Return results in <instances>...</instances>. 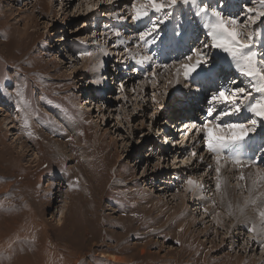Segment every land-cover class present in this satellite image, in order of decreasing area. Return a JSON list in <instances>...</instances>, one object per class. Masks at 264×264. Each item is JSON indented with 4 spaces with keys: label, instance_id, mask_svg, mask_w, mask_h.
<instances>
[{
    "label": "rangeland",
    "instance_id": "obj_1",
    "mask_svg": "<svg viewBox=\"0 0 264 264\" xmlns=\"http://www.w3.org/2000/svg\"><path fill=\"white\" fill-rule=\"evenodd\" d=\"M203 2L245 22L242 9L259 7L248 0ZM141 3L0 0V245L14 238L13 259L30 258L31 264H48V257L51 264H264V237L254 240L247 227L237 225L240 216L235 219L217 205L216 161L203 133L189 130L209 119L211 96L237 86L230 83L235 78L252 92L245 105L261 94L215 49L205 51L217 81L202 74L186 83L178 69L207 39L204 21L198 22L194 7L177 0L148 50L139 34L161 14L150 10L134 21L133 5ZM253 28V47L264 63V22L248 27L245 41ZM173 33L188 36L173 47ZM144 56L151 60L143 62ZM177 100L186 103L177 108ZM3 118L15 125L19 142L3 128ZM179 119L187 124L180 127ZM252 119L256 128L264 127L244 106L223 121L249 126ZM253 134L239 151L264 168V131ZM222 166L224 191L230 188L233 198L245 199V181L238 177L256 167L228 161ZM189 178L202 188L186 191ZM204 211L205 218L210 214L202 221ZM16 260L4 255L0 264L20 263Z\"/></svg>",
    "mask_w": 264,
    "mask_h": 264
},
{
    "label": "snow or ice",
    "instance_id": "obj_2",
    "mask_svg": "<svg viewBox=\"0 0 264 264\" xmlns=\"http://www.w3.org/2000/svg\"><path fill=\"white\" fill-rule=\"evenodd\" d=\"M183 6L194 7L196 9L195 16L204 20L203 27L206 29L205 36L207 39L202 42L200 47L190 50L185 57L184 62L180 63V71L182 69L183 78L186 83H192L195 78L201 76H211L215 67L210 64L212 59L208 52L212 49L224 53L231 62L235 65L239 75L248 78L252 83V90L260 93V99L254 103L244 104L245 100L251 97L252 92L246 87L238 86L236 80L230 81L231 84L237 85L229 88L224 87L218 89L209 101L207 110V119L202 124L192 123L190 131L195 129L193 135L203 133L202 140L205 144L206 150L212 154L216 161V192H221L223 180L221 179V167L224 161L231 162L237 167H256L255 174H249L248 179L251 181L247 188L248 195L245 197L244 205L253 207L255 209L256 219L251 220L250 226L247 227V232L251 236L264 237V200L257 201L253 197V192L257 190L258 186H264V168L256 165L253 160H245L239 149L244 145L250 137V134L256 132L257 119L250 121L251 127L246 123H225L224 117L231 115H239L242 111V106L247 108V111L253 114L254 117L264 121V63L258 61V52L254 50L253 41L257 34L255 29L248 34L246 41L244 40L245 32L248 27L254 26L258 21L264 22V0H259V7H245L242 9L246 13V22L238 20L235 16H225L222 10L218 7H211L203 2V0H182ZM177 7V0H143L139 6L133 5L135 14L132 16L134 21H139L143 17L149 16V11L161 14L158 22H153L152 26L139 34V38L146 45L157 42L161 28L160 26L167 23L173 16V10ZM183 33H177L182 35ZM119 36V33H117ZM151 37V39H146ZM82 55L92 56L93 53L85 52ZM195 56V61H193ZM143 60H151V56H144ZM167 67V65H164ZM155 74H153L154 76ZM216 104L224 105L222 109H217L213 106ZM186 101L177 100V108L182 107ZM27 135L31 138L32 133ZM197 153L192 152L195 157ZM202 159V157H201ZM210 167V166H209ZM240 181L245 180V176L241 173L238 177ZM186 191H195L202 188L198 182L189 178L186 181ZM241 213L244 208L237 205ZM231 209V204H229ZM205 211H207L205 209ZM219 215V213H217ZM229 215H232L229 211ZM183 231V229H181ZM262 243V250H264V242ZM11 247V245H9Z\"/></svg>",
    "mask_w": 264,
    "mask_h": 264
},
{
    "label": "bare ground",
    "instance_id": "obj_3",
    "mask_svg": "<svg viewBox=\"0 0 264 264\" xmlns=\"http://www.w3.org/2000/svg\"><path fill=\"white\" fill-rule=\"evenodd\" d=\"M259 2V0H248V4L249 3H252V4H257ZM244 9V8H243ZM184 10V9H183ZM156 14V13H155ZM182 14H183V12H182ZM184 20V19H183ZM197 20V19H196ZM204 20H202V19H200L198 22L199 23H201L202 24V22H203ZM29 23V22H28ZM184 23H185V21H184ZM203 24H204V22H203ZM198 25V24H197ZM171 26L172 27H175V24L173 23V24H171ZM195 27V26H194ZM193 28V27H192ZM168 29V28H167ZM196 30V29H195ZM173 38H172V42H173V40L175 39V41L172 43V46L174 47L179 41H180V38H182V39H185V37H187L188 36V33L185 35V36H181V37H179V35H174V33H173ZM160 37V36H159ZM148 46L149 47H147V45H146V47H147V49L149 50L150 49V45L148 44ZM152 46V45H151ZM145 49V48H144ZM170 49V48H169ZM180 51H182V48L179 50V52ZM264 51V50H263ZM166 59V58H165ZM143 62L145 61V60H143V59H141ZM138 62V61H137ZM193 62V61H192ZM260 62V61H259ZM115 67V66H114ZM115 69V68H114ZM114 71H116V70H114ZM222 71L225 73V74H229L231 71L228 69V66H224L223 68H222ZM117 72V71H116ZM107 76H106V78H108L109 80H110V78H109V74H106ZM169 75V74H168ZM172 75V74H171ZM170 75V76H171ZM201 76H203V75H201ZM201 76H199V77H201ZM173 77V76H172ZM179 77H180V75L178 76V75H176L175 76V80L176 79H179ZM211 77H213L212 79H213V81H217V75H211ZM201 78H203V77H201ZM201 80H204V79H201ZM220 80V79H219ZM235 80L238 82V78H235ZM221 81V80H220ZM223 82H224V79H223ZM228 82V80L227 79H225V82H224V84H226ZM238 85H241L242 86V81H239L238 82ZM198 88V87H197ZM194 89V87H192V90ZM196 89V88H195ZM194 89V90H195ZM195 93V92H194ZM258 94V93H257ZM257 100V99H256ZM220 105V104H219ZM218 108V107H217ZM250 116V115H249ZM242 117V116H241ZM252 117V116H251ZM251 119V118H250ZM179 121L180 122H182L179 126L181 127H183V126H185V124H187V122L186 121H183V119H179ZM178 121V122H179ZM1 125L3 126V128H6L7 130H9L10 132H12V131H14V129H15V125H13V123L11 122V121H9V120H7L6 118H3L2 119V121H1ZM178 126V127H179ZM249 126H251V125H249ZM185 129V132L187 131V129L188 128H184ZM263 131H264V127H258V128H256V132L257 133H263ZM253 134V133H252ZM254 135V134H253ZM257 135V134H256ZM12 136H14V139L16 140L15 142H19V140L17 139V135L16 134H14L13 132H12ZM254 137V136H253ZM260 138V137H259ZM249 147V146H248ZM176 158V157H175ZM243 158H245V157H243ZM261 159V158H260ZM231 163V162H230ZM234 166V165H233ZM223 167V166H222ZM246 166H244L243 168H245ZM248 167V166H247ZM233 168V167H232ZM242 168V169H243ZM223 169V168H222ZM221 169V171H223ZM256 169V168H255ZM254 169V171L252 170H250V168L249 169H246L244 172H243V174H245L246 175V179L244 180L245 182H244V186L245 187H243V188H245L246 189V191H247V188H246V186L248 187V186H250V184L248 183V182H250V180L248 179V177H249V173L251 172L253 175L255 174V172H256V170ZM244 170V169H243ZM240 172H242V171H240ZM222 173H224V171L223 172H221V179L223 180V182H226L227 183V181H225V179H224V176H222L223 174ZM193 176V175H192ZM229 177V176H228ZM202 178V177H201ZM204 179V178H203ZM249 180V181H248ZM203 181V180H202ZM201 181V182H202ZM246 183H247V185H246ZM223 184H222V187H221V192H219V195H217V205H219L220 207H221V209L223 210V211H231V213L234 215V218L236 219V217L237 216H240V219L238 218V220H241V222L242 223H236L237 225H239V226H242V225H244L245 227H248V226H250V219L251 220H253V219H256V216H255V209L253 208V207H248V206H245L244 205V198H237V200L235 199V198H233V190H231L229 187V192L230 193H226L225 191H224V188H223ZM233 187V186H232ZM225 188H226V186H225ZM238 189V188H237ZM239 189H241V188H239ZM238 189V190H239ZM244 189V190H245ZM240 191V190H239ZM245 191V192H246ZM191 192V191H190ZM192 192H194V191H192ZM240 192H242V191H240ZM197 193V192H196ZM226 193V195H224ZM236 194V193H235ZM237 194H238V192H237ZM236 194V195H237ZM197 195H198V193H197ZM254 195H255V197H257V195H259L258 196V199H257V201L259 202L260 200H264V186H258V188H257V190L256 191H254L253 192V197H254ZM187 195H184V200L185 199H187V197H186ZM193 196V195H192ZM197 198V197H196ZM3 203V202H2ZM185 203V202H184ZM0 204H1V202H0ZM229 204H231V209H229ZM207 204H204V208L202 209V210H207V212H208V210H210V206H206ZM209 205V204H208ZM237 205H239L240 207H243L244 208V212L243 213H241V211L239 210V208L237 207ZM12 206V205H11ZM203 206V205H202ZM10 207V206H9ZM177 207V206H176ZM12 208V207H11ZM200 208H202V207H200ZM4 209H7V208H4ZM10 209V208H9ZM183 209H184V207H183ZM182 209V210H183ZM198 209H199V207H198ZM216 209V208H215ZM3 211V210H2ZM8 211H10V210H8ZM6 212V211H5ZM199 212V211H198ZM206 212V213H207ZM212 212V211H211ZM1 213V212H0ZM10 213H11V211H10ZM13 213H15V212H13ZM12 213V214H13ZM9 214V213H8ZM210 214V213H209ZM209 214H208V216H209ZM16 216H17V214H15ZM173 215H175V214H173ZM228 215V214H227ZM203 218H201V220L203 221L204 219H206V218H208V216H206V218H205V211L203 212ZM221 216H222V214H221ZM224 216V215H223ZM232 216V215H231ZM199 217V216H198ZM225 217V216H224ZM223 217V218H224ZM2 218V217H1ZM5 218V217H4ZM221 218V217H220ZM14 219V218H13ZM191 219V222L194 220V219H192V218H190ZM212 220H213V223L217 226L218 225V223L219 224H221V222H219V220L218 219H216L215 217H212ZM243 220V221H242ZM2 221V220H1ZM4 221V220H3ZM191 222H189L190 223V225H191ZM249 222V223H248ZM2 222H0V224H1ZM6 223V222H5ZM187 223V222H186ZM241 224V225H240ZM2 225V224H1ZM186 225V224H185ZM4 226V225H3ZM189 226V225H188ZM12 227H11V225L10 224H8V223H6V226H5V230L7 231L8 229H11ZM189 228V227H188ZM15 230V229H14ZM17 230V229H16ZM9 231V230H8ZM19 232V231H18ZM2 233H5V232H2ZM10 235V234H9ZM8 234H4L3 235V238H4V236L7 238V236H9ZM1 236V235H0ZM255 238H258V239H255ZM260 238H262L261 236L259 237V236H255L254 237V240H256V241H259V239ZM2 239V238H1ZM3 240V239H2ZM6 240V239H5ZM13 240H14V238H12V239H10L9 240V243L8 244H6L5 242H4V244H1L0 245V258L1 257H3L4 255H5V257H8L9 258V260L10 261H12V260H16V257H15V259H13V257H14V251L16 250V244L17 243H15V242H13ZM18 241V240H17ZM260 241H262V240H260ZM0 243H1V241H0ZM9 245H11V247H9ZM29 245V244H28ZM18 246V245H17ZM25 247H27V246H25ZM30 248V247H29ZM19 253H21V250H19ZM109 257H110V259H112V260H116V261H119L118 260V257H116L115 255H113V254H109L108 255ZM33 259H30V258H23V259H19V261L18 260H16V262H20V263H18V264H31V261H32ZM36 260V259H35ZM48 264H51V259H50V257H48ZM65 261V260H64ZM64 261H63V263H64ZM121 261V260H120ZM119 261V262H120ZM41 264H43V263H41ZM67 264V263H66Z\"/></svg>",
    "mask_w": 264,
    "mask_h": 264
}]
</instances>
